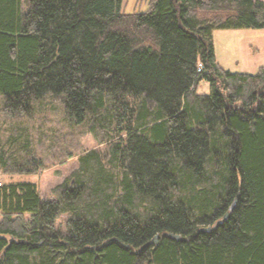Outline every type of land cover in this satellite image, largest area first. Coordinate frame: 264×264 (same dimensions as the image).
<instances>
[{
    "label": "trees",
    "instance_id": "16d2710c",
    "mask_svg": "<svg viewBox=\"0 0 264 264\" xmlns=\"http://www.w3.org/2000/svg\"><path fill=\"white\" fill-rule=\"evenodd\" d=\"M123 2L0 0L6 113L51 95L108 145L106 161L80 154L53 198L0 184V264H264V65L226 69L214 43L264 28V0ZM20 146L0 149L7 176L44 167L31 136Z\"/></svg>",
    "mask_w": 264,
    "mask_h": 264
},
{
    "label": "rangeland",
    "instance_id": "374dc122",
    "mask_svg": "<svg viewBox=\"0 0 264 264\" xmlns=\"http://www.w3.org/2000/svg\"><path fill=\"white\" fill-rule=\"evenodd\" d=\"M126 11H145L148 0H124ZM214 43L217 60L226 69L237 72L255 73L264 65V28H223L214 31ZM200 92L208 91V83H201ZM21 135V145L29 135L36 143L38 153L44 159V167L34 174L7 176L0 170V182L8 180H28L38 184L44 198L56 196L54 189L68 180L79 166V155L90 149H100L108 156V145L98 143L88 125H73L58 99L51 95L38 102L30 115H10L3 106L0 96V149L17 151L23 154L22 146L13 142V136ZM42 138V139H39ZM56 140L57 147L53 146ZM61 146L73 151L71 157L60 159ZM66 215L58 219L63 224Z\"/></svg>",
    "mask_w": 264,
    "mask_h": 264
},
{
    "label": "water",
    "instance_id": "95a60500",
    "mask_svg": "<svg viewBox=\"0 0 264 264\" xmlns=\"http://www.w3.org/2000/svg\"><path fill=\"white\" fill-rule=\"evenodd\" d=\"M158 237H159V235L157 234L155 236V238L152 239V240H150L146 245H149V244H152V243H157L158 242ZM175 238L178 239L179 238V235H176ZM126 246H129V245L127 244Z\"/></svg>",
    "mask_w": 264,
    "mask_h": 264
},
{
    "label": "built area",
    "instance_id": "2783aa9c",
    "mask_svg": "<svg viewBox=\"0 0 264 264\" xmlns=\"http://www.w3.org/2000/svg\"><path fill=\"white\" fill-rule=\"evenodd\" d=\"M201 67H202V64L199 65V69H201ZM0 184H1V182H0Z\"/></svg>",
    "mask_w": 264,
    "mask_h": 264
}]
</instances>
